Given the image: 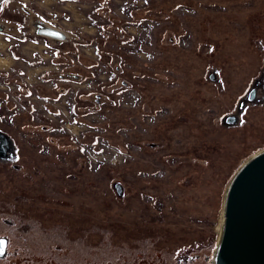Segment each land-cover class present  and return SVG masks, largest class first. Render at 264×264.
Instances as JSON below:
<instances>
[{
	"label": "rangeland",
	"instance_id": "rangeland-1",
	"mask_svg": "<svg viewBox=\"0 0 264 264\" xmlns=\"http://www.w3.org/2000/svg\"><path fill=\"white\" fill-rule=\"evenodd\" d=\"M264 149V0H0V264H212Z\"/></svg>",
	"mask_w": 264,
	"mask_h": 264
},
{
	"label": "water",
	"instance_id": "water-1",
	"mask_svg": "<svg viewBox=\"0 0 264 264\" xmlns=\"http://www.w3.org/2000/svg\"><path fill=\"white\" fill-rule=\"evenodd\" d=\"M2 239L0 259L8 250ZM212 264H264V149L242 164L227 187Z\"/></svg>",
	"mask_w": 264,
	"mask_h": 264
},
{
	"label": "bare ground",
	"instance_id": "bare-ground-1",
	"mask_svg": "<svg viewBox=\"0 0 264 264\" xmlns=\"http://www.w3.org/2000/svg\"><path fill=\"white\" fill-rule=\"evenodd\" d=\"M256 155V154H255ZM233 178V177H232ZM232 178H231V180H232ZM230 180V181H231ZM229 184H230V182H229ZM228 184V185H229ZM228 187V186H227ZM226 192H227V188H226V191H225V194H226ZM224 199H225V195H224ZM223 212H224V200H223V206H222V212H221V221H220V223H219V227H218V230H217V232H218V239H217V243H218V241H219V238H220V235H221V230H222V224H223ZM217 243H216V245H217Z\"/></svg>",
	"mask_w": 264,
	"mask_h": 264
},
{
	"label": "snow or ice",
	"instance_id": "snow-or-ice-1",
	"mask_svg": "<svg viewBox=\"0 0 264 264\" xmlns=\"http://www.w3.org/2000/svg\"><path fill=\"white\" fill-rule=\"evenodd\" d=\"M7 2H8V0H5V3H7ZM5 246H6L5 241L2 238H0V254L3 253Z\"/></svg>",
	"mask_w": 264,
	"mask_h": 264
}]
</instances>
